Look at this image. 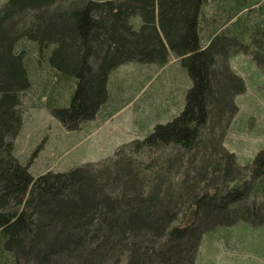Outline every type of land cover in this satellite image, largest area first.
Returning a JSON list of instances; mask_svg holds the SVG:
<instances>
[{
    "label": "trees",
    "instance_id": "1",
    "mask_svg": "<svg viewBox=\"0 0 264 264\" xmlns=\"http://www.w3.org/2000/svg\"><path fill=\"white\" fill-rule=\"evenodd\" d=\"M238 53L264 70V0H5L0 264H196L205 234L264 225V148L242 165L225 145L247 90L231 65ZM171 54L192 80L172 120L67 170L34 176L17 156L25 96L43 71L53 115L77 130L102 107L110 114L116 69Z\"/></svg>",
    "mask_w": 264,
    "mask_h": 264
},
{
    "label": "rangeland",
    "instance_id": "2",
    "mask_svg": "<svg viewBox=\"0 0 264 264\" xmlns=\"http://www.w3.org/2000/svg\"><path fill=\"white\" fill-rule=\"evenodd\" d=\"M4 1L0 0V5ZM213 7H206L208 17L213 16ZM257 18L255 10L249 20ZM231 61L247 81V90L236 98L239 111L227 132L225 145L236 153L240 164L247 165L264 148V70L245 53L236 54ZM45 74L43 71L36 76L33 88L25 96L23 125L15 137L17 156L30 162L34 176L113 156L119 146L144 138L156 124L180 114L192 86L182 59L173 54L165 65L120 66L111 75L112 99L106 106L110 114L107 116L102 107L80 129L69 130L49 108L50 96L56 90L52 91L51 84L46 83ZM68 93V88H64L53 99L65 102ZM208 234L203 237L196 264H264V225L255 227L240 222Z\"/></svg>",
    "mask_w": 264,
    "mask_h": 264
}]
</instances>
